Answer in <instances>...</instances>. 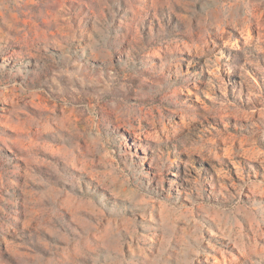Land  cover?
<instances>
[{"label": "rangeland", "instance_id": "1", "mask_svg": "<svg viewBox=\"0 0 264 264\" xmlns=\"http://www.w3.org/2000/svg\"><path fill=\"white\" fill-rule=\"evenodd\" d=\"M0 264H264V0H0Z\"/></svg>", "mask_w": 264, "mask_h": 264}]
</instances>
